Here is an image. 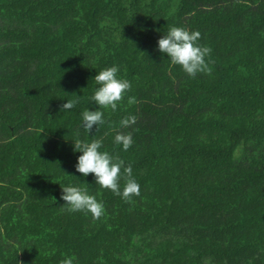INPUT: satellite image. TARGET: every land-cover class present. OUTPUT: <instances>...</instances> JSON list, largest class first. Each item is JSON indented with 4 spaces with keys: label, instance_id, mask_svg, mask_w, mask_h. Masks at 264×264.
Segmentation results:
<instances>
[{
    "label": "trees",
    "instance_id": "obj_1",
    "mask_svg": "<svg viewBox=\"0 0 264 264\" xmlns=\"http://www.w3.org/2000/svg\"><path fill=\"white\" fill-rule=\"evenodd\" d=\"M170 27L201 33L211 75L158 50ZM112 66L131 90L88 136L82 112L99 110L94 77ZM118 132L132 134L127 151ZM77 139L131 165L140 195L125 202L78 173ZM64 186L104 215L68 212ZM69 257L264 264V0H0V264Z\"/></svg>",
    "mask_w": 264,
    "mask_h": 264
},
{
    "label": "clouds",
    "instance_id": "obj_2",
    "mask_svg": "<svg viewBox=\"0 0 264 264\" xmlns=\"http://www.w3.org/2000/svg\"><path fill=\"white\" fill-rule=\"evenodd\" d=\"M201 33L190 31L183 27H170L167 34L158 40V50L166 54L172 65H178L190 77L197 74L211 75L212 68L209 66V57L212 49L199 44ZM119 68L112 66L97 73L94 81L98 87L91 101L99 106V110L90 111L85 109L82 112V127L88 134L96 126L105 124L104 113L100 109L117 110L118 103L124 99L125 94L131 90V82L118 77ZM77 100L67 101L62 104L61 111L70 110L75 107ZM129 104L136 103L135 97L128 99ZM137 123V117L129 115L120 121L122 128H129ZM114 143L122 145V149L127 151L134 143L132 134L118 132L115 135ZM102 141L92 139L91 142L77 139L74 142V151L81 153L77 158L75 169L82 176L87 177L94 174L95 184L103 189L110 190L113 194L120 196L125 202H131L134 196L140 195V185L132 174V166H124V161L118 155L110 154L108 151H101ZM123 181V188H121ZM62 188L61 199L65 202L68 212H83L91 214L93 220H98L104 215V206L95 196L89 195L87 189L64 186ZM75 257L62 259L60 264H73Z\"/></svg>",
    "mask_w": 264,
    "mask_h": 264
},
{
    "label": "rangeland",
    "instance_id": "obj_3",
    "mask_svg": "<svg viewBox=\"0 0 264 264\" xmlns=\"http://www.w3.org/2000/svg\"><path fill=\"white\" fill-rule=\"evenodd\" d=\"M13 205H15V204H13ZM16 207V206H15ZM10 208V207H9Z\"/></svg>",
    "mask_w": 264,
    "mask_h": 264
}]
</instances>
